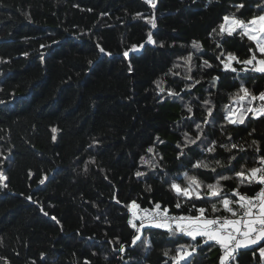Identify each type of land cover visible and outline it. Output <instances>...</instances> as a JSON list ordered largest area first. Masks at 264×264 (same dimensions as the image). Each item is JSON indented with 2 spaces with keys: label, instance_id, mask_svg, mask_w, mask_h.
<instances>
[{
  "label": "trees",
  "instance_id": "16d2710c",
  "mask_svg": "<svg viewBox=\"0 0 264 264\" xmlns=\"http://www.w3.org/2000/svg\"><path fill=\"white\" fill-rule=\"evenodd\" d=\"M262 13L264 0H0V264H177L181 246L179 264H221L215 241L137 230L132 207L231 216L225 194L261 187L236 173L261 167L264 114L232 123L227 107L264 89L242 63L264 54L220 26ZM190 177L201 199L172 187ZM261 248L224 264H264Z\"/></svg>",
  "mask_w": 264,
  "mask_h": 264
},
{
  "label": "snow or ice",
  "instance_id": "6c2138e0",
  "mask_svg": "<svg viewBox=\"0 0 264 264\" xmlns=\"http://www.w3.org/2000/svg\"><path fill=\"white\" fill-rule=\"evenodd\" d=\"M242 7V5H241ZM229 17H224L225 22H229ZM149 23L155 27L154 19L150 20ZM233 27H227L226 24H222L221 31H227L229 34L235 31L237 28H243L245 32L249 35V38L256 41V45L261 54H264V16L257 18H253L252 20L245 23L244 21H238L236 19H232L230 21ZM258 25V29L253 28V26ZM252 28V32H248V30ZM149 39H151V34H149ZM103 51V49H101ZM127 55V53H125ZM236 58L229 54L228 60L232 61ZM256 60L255 55L252 56L251 59L243 61L242 63L252 65L253 70L264 72V59L258 60L255 64L253 61ZM207 63V62H205ZM225 68H231V63H225ZM235 71V69H232ZM241 91L245 93V97L248 95V90L242 88ZM245 97H241L244 99ZM261 100H264V93L260 94L259 97ZM252 99H256V97H252ZM2 103V102H0ZM251 111H256L254 109H249ZM191 111V109H189ZM260 114H264V106L260 109ZM232 123H243V114H241L240 118L233 119ZM199 127V125H197ZM194 143V141H193ZM233 147H236L233 145ZM212 151L213 149H208ZM151 151V149H149ZM219 163V162H217ZM261 167L252 168L250 170L241 169L236 173L237 176L241 177V183H244L245 179L249 182H257L261 185H264V156L260 158ZM203 166L205 168L208 167L207 164L197 165ZM221 179H228V177H221ZM43 182V181H42ZM172 187L180 194L185 197L191 198L195 196L197 199H201L200 187L201 185L196 180L195 177L189 178V187L185 189H181L179 185L173 184ZM189 189H192L189 191ZM208 192L213 197H220L222 189L219 187V180H217L216 184H208L207 185ZM233 195L238 197V200L233 201L226 197L221 199V203L223 208L231 213V218L225 217H216L214 219H208L205 217V209L199 208L198 215L195 217H168L165 213H161L160 216L166 222L160 223L157 226L167 228L170 231L175 227V230L181 233H186L195 239L197 236H201L206 238L207 241H215L219 245L222 246L224 251V256L221 258V264H224L225 260L228 258L233 249H237L241 246H248L250 244H256L261 239H264V188H261L260 192L256 194L255 197L249 198L245 195H241L237 190H233ZM233 203L239 205V209L241 210L238 214L236 210L231 207ZM133 206L135 207V203L133 202ZM157 208L160 206L157 205ZM177 207H180L177 204ZM212 212H216V205H211ZM167 221H172V223H168ZM135 226V225H133ZM139 239V237H137ZM185 246H181L180 254L176 257L177 264L179 261L183 259L185 256L189 255L186 251H184ZM261 255H264V248L260 249Z\"/></svg>",
  "mask_w": 264,
  "mask_h": 264
},
{
  "label": "built area",
  "instance_id": "2783aa9c",
  "mask_svg": "<svg viewBox=\"0 0 264 264\" xmlns=\"http://www.w3.org/2000/svg\"><path fill=\"white\" fill-rule=\"evenodd\" d=\"M248 59H251V58H248ZM248 59H246V60H248ZM246 60H244V61H246ZM225 63H228V62L225 61ZM253 63L255 64L256 61L254 60ZM246 65H248V64H246ZM261 93H264V89L256 97V104H253V99H252V104L250 106V109L256 110V111H253V112L260 113V109L262 108V106H264V100H261L259 98ZM261 188H264V185H261V187L253 195H248V194L241 193V192H239V193L241 195H245V196H247L249 198H253V197L256 196L257 193L260 192ZM165 210H166V216H168V217H181V216H183V217H195V216H193V215H191L189 213L182 214V215L173 214V213L169 212L165 208H154V209H150L149 210V209H147L145 207L139 206V207H137V216L135 218V222L137 224V230H140L141 227H143L145 225H148V224H153V223H159L160 224V223L166 222L160 216L161 213H165ZM240 211H241L240 209L237 210L238 214H239ZM218 217H225V216H218ZM227 217H229V216L227 215ZM214 218H216V217H214ZM214 218H208V219H214ZM167 222L168 223H172V221H167ZM237 250H238V248L232 250V252L228 256V258L226 259L228 262H230L234 258L235 252ZM222 251L224 253L225 250L222 248Z\"/></svg>",
  "mask_w": 264,
  "mask_h": 264
},
{
  "label": "crops",
  "instance_id": "0c3cea01",
  "mask_svg": "<svg viewBox=\"0 0 264 264\" xmlns=\"http://www.w3.org/2000/svg\"><path fill=\"white\" fill-rule=\"evenodd\" d=\"M261 16H264V13H262V14H260V15H256V16H253V17H255V18H259V17H261ZM230 19H229V22H226V26L227 27H233L232 26V24L230 23V21L232 20V19H236V20H238V21H241V20H239V19H237V18H235V17H229ZM252 17H250L249 19H251ZM252 20V19H251ZM248 21V20H247ZM245 23H247L246 21H244ZM258 25H256V26H253V28H256V29H258ZM236 30H241V31H243L248 37H249V35L245 32V30L243 29V28H237ZM248 32H252V28H250L249 30H248ZM255 43H256V41H255ZM257 46V45H256ZM257 49H258V47H257ZM258 51H259V49H258ZM260 52V51H259ZM261 59H264V58H260V59H258V60H261ZM257 60V61H258ZM249 95V94H248ZM247 95V96H248ZM245 95H243L242 97H244ZM249 98L251 97V95L250 96H248ZM248 97H246V98H244V99H241L240 98V100L239 99H237L238 100V102L237 103H235V104H230L229 105V113H231V115H234V116H236L237 117V120L240 118V116H238V112H241L242 110V105L243 104H245L247 101H248ZM253 97V96H252ZM232 111H233V113H232ZM247 112L248 111H242V113L241 114H243V119H244V117L246 116V114H247ZM230 115V116H231ZM231 218V217H230ZM250 245H253V244H250ZM250 245H248V246H250ZM241 247H245V246H241Z\"/></svg>",
  "mask_w": 264,
  "mask_h": 264
},
{
  "label": "rangeland",
  "instance_id": "374dc122",
  "mask_svg": "<svg viewBox=\"0 0 264 264\" xmlns=\"http://www.w3.org/2000/svg\"><path fill=\"white\" fill-rule=\"evenodd\" d=\"M224 24H226V22H225V20H224ZM249 98V97H248ZM240 100V99H239ZM255 100V99H254ZM254 100H253V103H254ZM238 102V100L236 99L235 100V103H237ZM235 103H232V104H235ZM251 104H252V96L248 99V101L245 103V104H243L242 105V111H249V109H250V106H251ZM229 111V105H228V107H227V114L230 116L231 115V113H229L228 112ZM242 111L241 112H238L239 114H238V116H241V113H242ZM232 113H233V111H232ZM230 118L233 120V119H237V117L236 116H234V115H231L230 116ZM132 211H133V220H134V218H136V216H137V207L135 206H133L132 207ZM231 216H229V218H230Z\"/></svg>",
  "mask_w": 264,
  "mask_h": 264
},
{
  "label": "water",
  "instance_id": "95a60500",
  "mask_svg": "<svg viewBox=\"0 0 264 264\" xmlns=\"http://www.w3.org/2000/svg\"><path fill=\"white\" fill-rule=\"evenodd\" d=\"M248 96H250V95H248ZM248 96H246V97H248ZM244 97H245V96H244ZM246 97H245V98H246Z\"/></svg>",
  "mask_w": 264,
  "mask_h": 264
}]
</instances>
